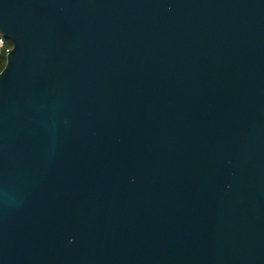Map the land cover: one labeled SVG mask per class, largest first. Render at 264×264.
I'll return each instance as SVG.
<instances>
[{
  "label": "water",
  "instance_id": "obj_1",
  "mask_svg": "<svg viewBox=\"0 0 264 264\" xmlns=\"http://www.w3.org/2000/svg\"><path fill=\"white\" fill-rule=\"evenodd\" d=\"M0 264H264V0H0Z\"/></svg>",
  "mask_w": 264,
  "mask_h": 264
},
{
  "label": "built area",
  "instance_id": "obj_2",
  "mask_svg": "<svg viewBox=\"0 0 264 264\" xmlns=\"http://www.w3.org/2000/svg\"><path fill=\"white\" fill-rule=\"evenodd\" d=\"M5 40V37L0 32V53L3 52L6 55L11 50V45H6Z\"/></svg>",
  "mask_w": 264,
  "mask_h": 264
},
{
  "label": "trees",
  "instance_id": "obj_3",
  "mask_svg": "<svg viewBox=\"0 0 264 264\" xmlns=\"http://www.w3.org/2000/svg\"><path fill=\"white\" fill-rule=\"evenodd\" d=\"M5 44L8 46L11 45L10 41L7 39L5 40ZM4 64H5V54L2 52V53H0V71L4 67Z\"/></svg>",
  "mask_w": 264,
  "mask_h": 264
}]
</instances>
